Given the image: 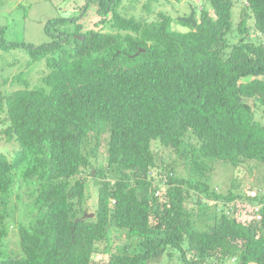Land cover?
Wrapping results in <instances>:
<instances>
[{
    "label": "trees",
    "instance_id": "16d2710c",
    "mask_svg": "<svg viewBox=\"0 0 264 264\" xmlns=\"http://www.w3.org/2000/svg\"><path fill=\"white\" fill-rule=\"evenodd\" d=\"M87 1L97 28L50 19L52 40L39 46L0 29L2 48L25 47L47 69L41 86L0 93V140L17 144L0 151V264H264V199L207 181L210 160L264 164V0H209L195 7L197 27ZM19 174L27 195L13 188ZM89 179L99 182L92 217ZM15 195L38 213L13 227ZM247 203L252 217L240 219ZM11 228L22 255L4 258Z\"/></svg>",
    "mask_w": 264,
    "mask_h": 264
},
{
    "label": "rangeland",
    "instance_id": "374dc122",
    "mask_svg": "<svg viewBox=\"0 0 264 264\" xmlns=\"http://www.w3.org/2000/svg\"><path fill=\"white\" fill-rule=\"evenodd\" d=\"M123 0L119 7V12L126 17L149 18L159 11H163L175 19L186 18L191 14V10L201 8L209 4V0ZM238 1V0H236ZM238 2L235 5L234 12L239 11ZM149 5V7H144ZM63 17L70 20L71 29H88L97 28L101 20L98 14V5L96 2L87 0H0V29L3 30L2 38L7 42L31 43L39 46L44 42H49L52 37L45 31L47 21L50 19ZM76 18V20H75ZM75 20V21H74ZM176 30L187 32L189 27L175 24ZM103 29L107 32H113L114 28L106 24ZM47 72L44 61L33 62L28 49L25 47H16L4 49L0 46V93L7 94L14 90L23 88H36L41 86V79ZM20 73H24L22 80H14ZM2 115L0 114V122ZM17 148V144L0 140V151L12 155ZM170 149V148H169ZM169 149L162 150L154 146L157 154L164 157L168 163L180 161L174 157L171 158ZM213 171L208 173L207 181L218 192L228 194L230 191L241 192L246 196H258L264 199V164H260L257 173H254L249 165L241 168H233L229 164L210 160ZM178 173L187 177L184 169L177 167ZM20 174L15 175L14 187L15 192H21L27 195L31 190L22 186ZM91 180V181H90ZM91 197L87 203L88 216H94L93 210L97 206L98 181L89 179L88 181ZM23 188H22V187ZM252 187V189H250ZM161 193L163 194V188ZM19 196L15 195L14 202H18ZM13 202V203H14ZM33 198L26 197L18 203L13 220H10L13 227L30 222L38 213L33 208ZM240 205V204H239ZM256 204L247 203L245 208L240 207L236 216L240 219L252 217V211ZM220 209L232 213V209L220 205ZM12 210V208H11ZM247 212V215L246 213ZM93 213V214H92ZM200 229H203L198 225ZM205 228V227H204ZM4 258H14L21 256V247L17 229L11 228L8 238L2 247ZM169 259H165L163 264H175ZM178 264V262H177ZM228 264H234L231 260Z\"/></svg>",
    "mask_w": 264,
    "mask_h": 264
},
{
    "label": "water",
    "instance_id": "95a60500",
    "mask_svg": "<svg viewBox=\"0 0 264 264\" xmlns=\"http://www.w3.org/2000/svg\"><path fill=\"white\" fill-rule=\"evenodd\" d=\"M180 20L183 21V22H185V23L192 24L193 27H197V25H198V22H197V20L195 18V11H194V9H192L191 14L188 17H186V18H180Z\"/></svg>",
    "mask_w": 264,
    "mask_h": 264
},
{
    "label": "built area",
    "instance_id": "2783aa9c",
    "mask_svg": "<svg viewBox=\"0 0 264 264\" xmlns=\"http://www.w3.org/2000/svg\"><path fill=\"white\" fill-rule=\"evenodd\" d=\"M259 219L261 218V217H258Z\"/></svg>",
    "mask_w": 264,
    "mask_h": 264
}]
</instances>
